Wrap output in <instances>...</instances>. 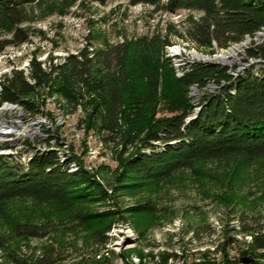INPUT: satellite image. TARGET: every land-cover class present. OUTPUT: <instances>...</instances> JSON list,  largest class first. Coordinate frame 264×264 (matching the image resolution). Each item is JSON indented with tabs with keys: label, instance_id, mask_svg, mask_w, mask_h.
Masks as SVG:
<instances>
[{
	"label": "rangeland",
	"instance_id": "1",
	"mask_svg": "<svg viewBox=\"0 0 264 264\" xmlns=\"http://www.w3.org/2000/svg\"><path fill=\"white\" fill-rule=\"evenodd\" d=\"M29 13L21 27L28 41L0 51V82L12 70L22 71L27 77L33 58L47 67L48 62L62 64L85 47L109 53L110 57L113 50L125 48L129 69L131 60H137L142 51L158 68L162 76L160 100L165 101L179 94L166 62L172 68L166 56L171 46H178L189 60L197 53L211 59L206 64L217 66L222 64L213 59L231 47L197 49L190 42L186 30L189 19L200 16L197 12L166 13L148 5H135L132 0H107L104 4L41 0ZM8 38L7 33L0 32V41ZM229 61L233 69L239 63L231 58ZM134 76L140 77V69ZM143 82H136L140 95ZM209 84L192 95L194 108L187 120L194 119L204 95L216 92L208 88ZM31 99L41 111L37 115L28 113L31 119L25 123H38L33 127L38 128L41 137L34 139V145L41 150L59 151L61 157H72L70 172L84 169L93 185L83 186L82 195L70 207L26 199L10 202L0 216V237H10L12 229L23 224L40 226L48 234L43 239L10 237L0 251V264H15L12 257L27 264H37L38 259L54 264H159L161 256L168 253H176L181 259L167 264H194L205 261L201 254L206 251L211 253L208 261L221 264L223 246L229 261L243 264L238 251L251 241L249 235L240 232L243 225H264V158L250 163L201 162L192 171H180L156 185L138 184L132 178L122 180L123 164L138 148L135 137H142L144 132L141 136L133 132L135 139L124 150L114 136L99 133L95 125H90L81 105L71 107L46 88ZM140 118L136 127L141 128L137 131L146 132L150 116L141 114ZM107 137L114 142L105 143ZM28 153L23 159H12L25 165ZM145 206L151 208L150 212L142 211ZM241 215L248 219L241 220Z\"/></svg>",
	"mask_w": 264,
	"mask_h": 264
},
{
	"label": "trees",
	"instance_id": "2",
	"mask_svg": "<svg viewBox=\"0 0 264 264\" xmlns=\"http://www.w3.org/2000/svg\"><path fill=\"white\" fill-rule=\"evenodd\" d=\"M40 1L0 0V32L9 35L0 41L1 52L28 41V34L21 27L28 21L29 9ZM91 1L104 4L107 0ZM132 3L166 13L179 10L199 13L198 19H189L186 30L197 49L213 45L226 48L264 28V0H132ZM112 53L110 57L109 53L89 51L85 47L69 55L62 64L48 62L47 67L33 58L27 77L22 71L12 70L0 82V104H19L25 113L37 115L41 111L31 97L46 88L71 107L81 105L87 111L90 125H95L99 133L114 136L124 150L135 138L138 140L137 151L123 164L122 175V180L132 178L138 184H159L180 171H192L201 162L250 163L264 158V69L259 76L246 73L233 80L223 67L197 64L177 78L166 59L179 94L163 101L160 100L162 76L145 52L137 60H131V69L127 49H115ZM137 69L140 77L135 78ZM137 79L144 81L142 95L137 90ZM209 83L216 84V92L203 96L197 116L188 121L194 108L189 88L192 85L204 88ZM160 113L165 115L155 117ZM141 114L150 116L146 132L137 131L141 128L136 127ZM133 132H138V136L144 132V135L133 138ZM108 138L105 143L114 142ZM58 152L38 153L25 165L0 157V216L10 202L23 199L70 207L82 195L84 187L93 185L84 169L70 172L72 157L65 155L61 162ZM150 210L147 206L142 209ZM246 219L241 215V220ZM249 219L259 221V218ZM240 232L251 237L243 251H238L241 263L264 262V225H243ZM47 234L40 226L23 224L15 226L10 237L43 239ZM10 237H0V251L5 249ZM222 251L221 264H238L236 260H228L224 246ZM208 254L211 253L201 254L205 261L194 264H218L208 261ZM179 259L176 253H168L161 256L159 264ZM11 261L27 264L16 257ZM37 264L54 263L38 259Z\"/></svg>",
	"mask_w": 264,
	"mask_h": 264
},
{
	"label": "bare ground",
	"instance_id": "3",
	"mask_svg": "<svg viewBox=\"0 0 264 264\" xmlns=\"http://www.w3.org/2000/svg\"><path fill=\"white\" fill-rule=\"evenodd\" d=\"M177 47H167V49H169L168 51H166V56L169 60H171L172 68L177 78H181L185 71H187L191 66L197 64H206L207 61L209 62L211 60L206 59L204 56L197 53H193L190 58L191 60H189L187 59V54H185L184 51H180ZM246 52H249L248 55H246ZM238 54L240 58L236 59V56ZM230 58L232 61H239V63H237V67L234 69L230 66ZM213 60L216 63L219 62L222 64L221 66H218L226 67L227 69H225L227 74L233 80L244 76L246 73H251L255 76H259L262 69H264V28H261L260 30L255 32L252 36L247 35L240 42L232 44L231 47H229L225 53L221 54L220 56H217ZM228 71H232V73ZM208 88H215L217 90V87L211 84H209ZM197 90L198 87L196 85H192L189 88V98L192 99V97H194L192 95ZM199 109V107L198 109H195L193 117L196 116ZM27 115L28 113H25L23 111V108L19 104H0V157L12 159L14 157V154L11 153L21 150V143L12 142V139H16V132L13 128V125L15 118L27 117ZM36 124L38 123H31L29 126L33 127ZM7 142H9L8 146ZM6 148L7 151H5ZM47 151H49V149L45 150L44 148L41 150L39 149V147H36L33 143V148L29 151L26 159H24L25 164H27L36 154L44 153ZM59 158L62 162L65 156H59ZM249 240H251L250 236Z\"/></svg>",
	"mask_w": 264,
	"mask_h": 264
},
{
	"label": "built area",
	"instance_id": "4",
	"mask_svg": "<svg viewBox=\"0 0 264 264\" xmlns=\"http://www.w3.org/2000/svg\"><path fill=\"white\" fill-rule=\"evenodd\" d=\"M231 72L232 71H228ZM30 114L27 117L15 118L13 128L16 132V139H12V142H19L21 143V150L15 151L14 157H19V159H23L25 156V152L30 151L33 148L34 139L41 135H39L37 127H30L29 124L26 125L25 123L31 119ZM9 142H7L8 146ZM7 151V148L5 149Z\"/></svg>",
	"mask_w": 264,
	"mask_h": 264
},
{
	"label": "water",
	"instance_id": "5",
	"mask_svg": "<svg viewBox=\"0 0 264 264\" xmlns=\"http://www.w3.org/2000/svg\"><path fill=\"white\" fill-rule=\"evenodd\" d=\"M189 120H191V119H189ZM189 120H188V121H189Z\"/></svg>",
	"mask_w": 264,
	"mask_h": 264
}]
</instances>
